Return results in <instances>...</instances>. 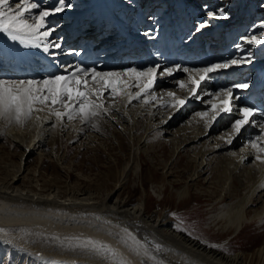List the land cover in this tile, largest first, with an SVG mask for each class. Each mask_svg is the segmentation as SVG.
Instances as JSON below:
<instances>
[{"label":"bare ground","instance_id":"6f19581e","mask_svg":"<svg viewBox=\"0 0 264 264\" xmlns=\"http://www.w3.org/2000/svg\"><path fill=\"white\" fill-rule=\"evenodd\" d=\"M113 1L115 10L121 15L119 18L123 17L120 22L125 23L127 26L131 24L133 25L132 28H134L132 32L130 28H125L122 33L126 34L121 40L125 41L130 36V41L134 42L135 47L141 51L140 54L144 53L145 45L150 43L153 38V36L146 35V33H151V31H143L144 29L149 30L152 28V24L149 26L152 21V15L145 16V14H152L154 10L159 11L168 2H171L170 6L173 8L177 4L175 0H140L141 3L135 6V3L138 2L137 0ZM180 1L184 3L189 0ZM212 1L208 0L205 4L199 2V8L197 7L198 9H196L199 11V18L203 17L205 20L203 22L209 23H207L208 27L196 33H201L206 38L210 31L213 32L219 29H221V33L229 30L232 34L238 27L242 32L247 30V32L235 39L233 45V47L242 45L243 49L237 48V52L231 57L229 55L226 60L228 62L231 59H238L240 56L250 53L252 62L232 65L227 69H219L209 74L211 78L205 80L207 81L206 84L203 87L200 86L197 90V98L202 97V99L197 100L204 107L194 112L192 119L187 125L174 130L173 143L176 145L177 153L185 146H187L185 150L197 147L195 149V158H193L196 161L193 160L194 164L190 180H196L203 174L210 172L208 167L212 158L208 155L219 156L222 154L221 151L225 150L224 154L218 158L217 164L219 165L216 166V176L212 174L210 176L215 178L214 181L216 183H221L223 176L226 179L225 181L229 182V186L233 188L235 186L237 189L229 191V196L221 192L220 196L214 201L216 203L211 207L216 209V213L211 217L212 223H210V226L223 229L222 231L225 230V232L232 231V236H234L246 222L259 220L261 223L262 218H264V153L251 146L257 137H260L261 142H264V132H262L264 118L255 105L245 104L240 101V99L247 98L252 82H245L249 84L247 89L234 87L243 84L241 80L246 76V72L255 69L264 71V44L248 45L245 43L246 39L251 38L253 35L257 37L264 36V27H261L264 22L255 20L259 16L254 17L256 15L255 9L252 11L251 8L249 10L252 14L247 10L246 15H241L239 18L232 19L231 15L233 14H229V18L226 20L213 19L205 14L206 8L210 6L212 11H216L219 5H223V9H228L230 0H219L221 3L214 6L211 4ZM17 2L18 0H10L13 6ZM33 2L38 3L40 7L33 10L31 15H35L38 11L54 9L57 6V2L54 0H33ZM67 2L72 5L71 8L47 18L48 27L55 28L50 39L60 40L62 43V48L56 56L44 53L42 49L27 47L19 41L11 40L6 33L0 32V79L8 81L42 80L16 76L10 69L9 62L26 59L32 64L30 69L37 74L38 70L35 68L41 64L40 59L42 57L46 56L54 62H59L63 60L64 56L72 52H63L66 51L64 50L66 46L63 45V41L66 39L65 35L70 29H82L80 18L82 17L81 12L85 10L79 12L77 10L87 6L90 1L67 0ZM191 2L194 5L195 1L190 0L188 3L190 8ZM145 3L149 4V6L146 7L147 4ZM244 3L245 0H242V4ZM249 3L254 4L251 1L247 2V4ZM230 8L234 7L231 6ZM193 12L195 13V11ZM202 12L204 14H201ZM75 17V22L72 23L71 21ZM160 18L165 19L167 17ZM197 18L198 15L196 14ZM29 22H31V19ZM83 24L82 36L87 40L93 39L97 47L111 48L116 45L114 41L108 42L107 36L97 38V33L88 28L86 20H83ZM258 32L261 33L259 34ZM59 35H61V39H58ZM111 52H107V57L113 56ZM217 63L219 62L214 64ZM75 66L73 62L62 66L63 72L60 74L65 72V68L70 71ZM178 68L181 70H176ZM184 68L187 67L180 65L159 67L155 83L147 96L150 102H144V97L129 100L128 96L125 95L117 98H107L104 100V108L108 111H101L100 115L110 118H121L132 129L136 118L134 115L131 116L130 110L136 104L142 116L147 114L149 121L155 122L151 121V125L155 126L156 124L162 128L164 133L170 134V130L167 127H163L165 122L177 109H182L181 113L184 114L193 107H187L186 102L182 106L172 107L168 111L169 114L165 113L166 111L162 110V108H165L166 104H170L169 102L175 103L176 99L184 100L185 97L191 96L192 85L189 77L191 76L198 80L201 75L198 68H187L188 72L183 71L182 69ZM131 69L136 68L120 70L112 68L97 71L101 73L125 72ZM167 69H173L171 75L167 74ZM136 70L143 71L140 69ZM230 72L232 75L229 74ZM176 73L177 75L174 76ZM239 74H242V76L238 77ZM143 79L141 78V80ZM127 80L131 84L135 78L127 77ZM222 80L225 82L221 83ZM179 82H184L186 87L180 89L178 86ZM163 86H176V88H165ZM159 87H163V89L158 90ZM229 88L233 89V96L236 97L233 100V111L230 113L214 112L211 109V104L219 105L222 100L226 99L223 92ZM137 91L136 88L128 89V92L133 94ZM168 93H174L175 97L169 96ZM105 96L107 97V93H105ZM36 107L42 110L34 111L30 118L25 119L27 131L10 127L5 135L14 147L22 150L23 156L27 154L30 157L39 152L41 159L44 154L41 150L50 141L54 140L53 129L56 128L53 127L55 120L50 106L37 105ZM242 107L256 109L257 115L252 118L248 124L249 126L244 128L238 137L233 127L227 133L217 136L208 132L207 129L217 116L221 118L220 125H226L230 120L239 118L238 109ZM206 108L209 110L207 111ZM161 115L165 117L161 118ZM130 129H128L126 136L131 141L133 137L130 135ZM254 131L258 132L260 136L252 138L254 139L252 141L249 138ZM229 140L231 141L230 143L228 142ZM133 144L129 153L130 159L125 168L122 169L121 180L117 181L113 189L102 194L89 188L66 189L63 192L56 185L55 180H44L43 177L44 181L41 184L38 181L39 179H34L36 185L32 183L30 186H23L21 185L23 178L19 176L21 174L19 171L14 174L11 181H7L5 176H0V229L3 230L0 231V256L3 254L2 249H4L7 254L8 252L12 255L15 254L17 261L20 260L21 256H24L28 259L47 261L49 264H117L119 260L125 261L126 264H264V241L248 255L243 252L229 253L223 247L226 246L232 236H229L221 243L204 242L187 232L177 229L173 222L175 219L167 211L157 208L152 212H148L145 194L139 196L136 202L131 200L129 196H122V191L126 187L130 176L133 179L131 181L133 186L136 184L135 178H141L139 160L142 149L136 145L137 143ZM258 156L260 157L259 159H257ZM231 168L233 170L236 169L239 175L235 173L232 175L230 172ZM0 173H6L7 176L10 175L2 167L0 168ZM236 176H239L240 184L238 185H236V181H238L235 179ZM188 187L176 190L177 201L185 200ZM226 188L228 189V186ZM227 198L229 199L228 202H226ZM257 200L262 202V206L248 215V207L257 202ZM125 230L127 231L125 232ZM73 237H80L81 239L91 238L108 245L116 253V259L106 260L101 256L62 243H69V240ZM132 237L135 238V241ZM145 252L147 255H145ZM62 253L66 255H62ZM152 257L155 259H152Z\"/></svg>","mask_w":264,"mask_h":264},{"label":"rangeland","instance_id":"374dc122","mask_svg":"<svg viewBox=\"0 0 264 264\" xmlns=\"http://www.w3.org/2000/svg\"><path fill=\"white\" fill-rule=\"evenodd\" d=\"M138 1L140 2V0ZM215 1L214 4L211 2L212 6L221 3L219 0ZM248 1L254 2L255 5H248ZM198 4L200 3L195 2L193 5L191 2V8H193L192 10L199 17V11L196 10L199 8ZM231 6L234 8L231 9ZM218 7L223 8V5H219ZM218 7L217 9H219ZM249 8L251 10L253 8L255 9L256 15L254 17L259 16L255 20L264 22V0H245L244 4H242V0L240 2L239 0H230L228 9L225 8L224 10L227 14L231 12L230 15L233 14L231 18L234 19L239 18L241 15H246V11ZM258 33L260 34L261 32ZM55 62L58 63V61ZM176 75L177 73L174 76ZM206 82H202L201 86L203 87ZM163 87L176 88V86ZM163 87H159L158 90H162ZM185 98L187 107L193 108L184 114L181 113L182 109H177L165 122L163 127H167L170 130V134L164 133L162 128L156 124L155 126L157 127L151 125L150 122L152 120L149 121L147 114L142 116L136 104L130 110L131 116L134 115L136 118L132 129L121 118H118V120L117 118L101 116L100 114L92 117L87 122L79 116L71 120L66 117L64 118L65 120H61L53 114L55 120L53 127L56 129L52 131L55 137L53 141H50L47 146L42 148L41 151L44 154L41 159L39 152L30 157L27 154L23 156L22 150L14 147L5 135L10 127L27 131L25 119L17 123L12 119L0 118V168L2 167V169L10 174L7 176L6 173H0V176H5L7 181H11L14 174L19 171L21 173L19 176L23 178L21 182L23 186H30L32 183L36 185L34 179H39L40 184L48 179L55 180L56 185L63 192L66 189L77 190L79 188H89L102 194L105 191L113 189L117 181L119 179L121 180L122 169L125 168V165L130 159L129 153L131 146L133 143V145L137 143L136 145L142 149L139 160L141 178H135L136 184L133 186L131 185L133 179L130 176L126 187L122 191V196H129L131 200L136 202L139 196L145 194L148 212H152L157 208L159 210H165L173 216L175 219L173 221L174 226L180 231L187 232L191 236L201 239L204 242L221 243L229 236H232L233 233L232 231H226V233L225 230L222 231L223 229H218L212 225L210 226V223H212L211 217L216 213V209L211 206L216 203L214 201L220 196L221 192L229 196V191H232V189L235 190L236 187L229 186V182H226L223 176V183H216L214 181L215 178L210 176L211 174L216 176V166L219 165L217 164L218 158L224 154L225 150L221 151L222 154L219 156L208 155L212 158L210 159L208 167L210 172L203 174V176H200L196 180H190L194 164L193 158H195V149L197 147L185 150L187 148L185 146L177 153L175 149L176 145L173 143V132L187 125L190 119H192L194 112L199 111L198 109L204 106L200 105L198 101L202 97L197 98L191 95ZM171 108L165 106L162 110L169 114L168 111ZM56 110L62 112L63 109L62 107H58ZM164 117V115H161V118ZM220 120V116H217L207 129L212 135L217 136L227 133L232 129L233 122L236 119L230 120L226 125H220ZM152 122L155 123L154 121ZM247 126L249 125H245L236 136L238 137ZM128 129L131 130L132 142L126 136ZM256 136H260V134L254 131L249 139L253 141L254 139L252 138ZM230 172L232 175L234 173L239 175L236 169L233 170L231 168ZM235 179L238 180L239 176H236ZM236 183V185L240 184L239 180ZM227 186L228 189L226 188ZM184 187H188L187 197H185V200L179 202L176 199V190ZM226 190L227 192H225ZM228 201L229 199L227 198L226 202ZM261 206L262 202H258V200L254 202L253 205L248 207V215ZM263 241L264 218H262L261 223L259 220L246 222L242 229L236 235L232 236L223 248L229 253L243 252L245 255H248L259 247ZM62 243L69 245L68 242ZM2 253L0 256V264H46L47 262L28 259L24 256H21L20 260L17 261L15 254L12 255L9 252L7 254L4 249H2ZM62 255L66 254L62 253ZM47 264L49 263L47 262Z\"/></svg>","mask_w":264,"mask_h":264},{"label":"snow or ice","instance_id":"6c2138e0","mask_svg":"<svg viewBox=\"0 0 264 264\" xmlns=\"http://www.w3.org/2000/svg\"><path fill=\"white\" fill-rule=\"evenodd\" d=\"M39 7V4L33 2V0H18L14 6L10 3V0H0V32L6 33L11 40L19 41L27 47L42 49L44 53L56 56L62 48V43L60 40L50 39L55 28L48 27L47 18L71 8L72 5L67 0H57V6L54 9L38 11L35 15H31L33 10L39 9ZM206 15L213 19L226 20L229 18L223 8L208 11ZM30 19L31 22H29ZM206 27H208L207 22L197 23L195 31L200 32ZM261 27H264V25ZM146 35L152 36V33H146ZM245 43L248 45L264 44V36L257 37L253 35L251 38L246 39ZM237 47L243 49L242 45H237ZM251 62L252 56L249 53L240 56L238 59L234 58L222 64H212L198 70L201 73L198 80L189 77L192 85L191 95L197 97V90L203 81L211 78L210 73H214L219 69H227L232 65L249 64ZM182 70L189 71L187 68ZM157 71V67H152L143 71L131 69L125 72L101 73L95 68L86 69L77 65L70 71L65 68L63 74L45 77L42 80L8 81L0 79V118L12 119L20 123L22 119L30 118L34 111L42 110L37 109V105H46L50 106L52 113L58 119L62 120L66 117L71 120L79 116L87 122L92 117L99 115L101 111H108L104 108V100L107 98H117L125 95L128 96L129 100L144 97V102H150L147 96L155 83ZM166 72L171 75L173 69H167ZM127 77H134V82L129 84ZM141 78L144 79L141 80ZM178 86L180 89L186 87L184 82H179ZM234 87L247 89L249 84L243 83ZM129 88H136L138 91L133 94L128 92ZM105 93H107V97ZM168 95L175 97L174 93H168ZM223 95L226 96V99L222 100L219 105L211 104V109L214 112L230 113L233 111V100L236 98L233 96V89L225 90ZM185 103L186 101L183 99H176L174 104L166 106L177 107ZM57 107H62L64 111L56 110ZM256 115L257 110L252 107L239 108V118L232 125L235 132L239 133ZM262 132H264V126H262ZM251 146L264 153V142H261L260 137H257ZM259 158L258 156L257 159ZM0 231L3 230L0 229ZM128 235L130 236V234ZM132 239L135 241L134 237ZM69 246L101 256L106 260L116 259V253L113 249L91 238L73 237L69 240ZM145 255H147L146 252ZM152 259L155 258L152 257ZM117 264H126V262L119 260Z\"/></svg>","mask_w":264,"mask_h":264}]
</instances>
